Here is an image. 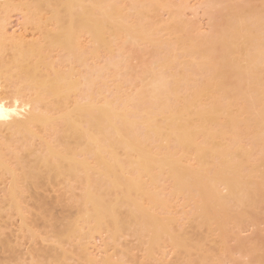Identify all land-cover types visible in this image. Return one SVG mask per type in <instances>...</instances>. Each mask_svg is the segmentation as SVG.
Segmentation results:
<instances>
[{"label":"bare ground","instance_id":"6f19581e","mask_svg":"<svg viewBox=\"0 0 264 264\" xmlns=\"http://www.w3.org/2000/svg\"><path fill=\"white\" fill-rule=\"evenodd\" d=\"M119 1L0 0V216L6 208L22 214V202L39 205L58 189L56 200L80 208L62 238L86 224L83 240L131 232L145 239L150 259L169 242L187 264H209L206 255L192 259L203 244L187 231L218 229L225 240L229 226L264 201V0H230L223 30L201 37L180 14L152 22L158 0H126V13ZM11 9L25 12V34L8 32ZM111 43L121 55L127 46L134 54L153 46L156 62L140 71L133 93L107 98L120 78L108 70L121 66ZM104 49L112 53L107 65L87 63ZM118 83L113 92L124 87ZM166 179L171 195L195 204L177 232L178 219L163 210L171 201L157 192ZM75 190L77 198L69 195ZM104 264H114L111 256ZM246 264H264V251Z\"/></svg>","mask_w":264,"mask_h":264},{"label":"rangeland","instance_id":"374dc122","mask_svg":"<svg viewBox=\"0 0 264 264\" xmlns=\"http://www.w3.org/2000/svg\"><path fill=\"white\" fill-rule=\"evenodd\" d=\"M120 1H119L120 3H123V7L125 8V11L124 10L123 11L126 13V11L129 10L128 6H130L128 5V3L131 0L129 2H127L126 0L125 1L120 0ZM142 1H144L145 4L146 0H139V2L137 0L139 4ZM158 1L160 5L159 6L156 5L157 16H153L152 22L154 23L168 22L172 18V14H180L181 17L183 18V21L185 20L190 24L188 28L189 33L192 34L193 36L197 35V37L208 36L220 30H223L225 25L223 21L224 18L222 19V17H220V14L224 13L223 11L231 2L234 1L233 3L236 2L235 4L238 3L237 5H241V6L245 5L244 3L247 4L248 2H250L249 0H233L231 2L230 0H158ZM125 2L127 3L124 4ZM14 4L19 5V2ZM139 4L137 5L138 7ZM120 6H122V4ZM133 9L134 12H136V8H131L130 12L131 10L133 12ZM129 17L130 16H128V18ZM132 17H130L131 19L128 20H132ZM133 18H136V16ZM6 21H7V30L10 34H14L15 32L16 33L19 32L20 34L26 33L23 29V27H25L23 25L27 24L25 20L24 11H21L20 9H11L6 14ZM27 29L26 31H29V34L27 32V36L29 37L31 35V31L33 30V26L28 25ZM163 34L161 35L162 37L164 35L167 37L166 34L164 35ZM83 39L86 47L90 48V44L87 42L88 36H85V38ZM112 40L114 41V38ZM115 41L117 42L116 39ZM113 45H111V47ZM144 46L146 45L143 46L140 45V47H144ZM117 47H121V46H119L118 44ZM117 47L115 44L114 48L116 51L112 52V53L115 52L113 54L114 55L113 59L115 60V63L117 62L118 67H119L118 64H121V66L118 69L115 68L116 66L112 69L110 68L111 70H108L109 74L108 73L107 74L112 76L111 75L112 73L117 72V75L120 78L117 77L116 74H113V76L117 77L116 80L119 78L120 82L122 81L124 83V87H121L118 91L116 90L113 92L114 85L119 84L118 83L119 80L118 82L117 81L115 82V79L110 78V76L109 77H107L108 75L104 76L105 74L104 72L103 77L112 79L115 82L113 84L111 80L110 84H108L109 81H106V83L108 82L107 84L109 90L106 93L107 98H111L113 96V93L115 94V92H119L120 90H123L122 88L128 89V91L130 90L132 91L134 87L133 86L134 83L135 85L137 84L136 87L134 88L138 89L137 86H139L140 82H138L139 80L137 77L141 74L140 71L144 67H146V65L151 67L150 65L152 61H153L152 65H154L156 62V61L154 62L156 56L148 52V50L154 52L152 50L153 46L151 48L150 45H147L145 48L148 47V49L145 50L146 52H144V54H142L141 51L139 52L138 51L139 49L136 50L135 52L137 53L138 51L137 54L140 53L139 55H137L136 53L135 55L133 53L134 49L133 51H131L130 46L129 47L127 46L126 50L124 51L125 53L127 52L128 53L123 55L124 54L123 52L121 55L120 52L122 50L119 52ZM164 52L161 53L164 54ZM112 53L107 52L104 49L100 51L99 56L87 55V60H88L87 63L91 66H93L96 63L99 64L100 66L101 64L102 66H105L108 64V62L106 61L111 59ZM140 55L141 56L143 55V57H141ZM127 56H129L128 58L129 60H124L127 59ZM110 61L112 62V60ZM118 61H120V63ZM124 61H126V63H128L129 65H127ZM175 63L177 64V62ZM173 66H174L173 71L176 70L179 71V68L182 66V64L179 67L177 65H173ZM177 67L178 69L175 70V68ZM183 67L184 65L182 66V68ZM189 69L187 68L186 70L189 71ZM142 71H144V69ZM197 78H198L197 80L200 79L199 77ZM106 85L105 88L107 87ZM126 91L127 90H123L120 93L124 94L125 92V94L127 93L126 95H129V93H133V91L132 92L131 91L126 92ZM105 92L103 91V95ZM135 92L136 91H134V93ZM245 143H247V141H245ZM190 158H194V157L190 156L189 159ZM191 160L192 163L195 162L194 159ZM188 161L190 162V160ZM166 180L164 181L162 180L163 182H161L162 184L161 186H159L160 188L158 187L159 188L158 191H157V186L155 187L156 190L155 189L154 190L157 192L160 191L159 193L160 195H163L161 196L163 199H169V201H171L170 202L171 205L167 207L168 209L166 210L165 208L163 210H165L167 216H169L168 213H170V216L174 215L175 217L173 218L174 219L176 218V220L178 219V221L173 225V229L176 231L177 227L178 229L180 228L179 217H182L181 219L185 220L184 222H188V219L191 218L189 210L192 209L191 210V214H192L194 210L193 208H195V204L194 201H186L183 195L182 196L171 195L169 189L170 184L169 181ZM165 186L167 187L164 188ZM3 187L4 185H1L0 190ZM153 188L154 187L151 188L152 191ZM79 193H80L79 190H75L73 193H70L69 195L73 196V198H77V196L80 195ZM45 195L47 196L48 199L39 205L35 204L32 201L22 202L20 204V209L22 214L19 213L17 214L16 212H14L9 208H6V210L8 211L5 210L1 214L0 264H104V259H106V257L108 256H111L114 264H187L185 255L178 256L177 250H175L174 252L175 248L169 242L165 244L166 247L163 250V252L157 253L154 258L151 259L148 258L146 252L147 244L143 242L145 241V239L142 240L131 232L124 233L117 241L110 240L106 230H103L100 233L93 234L92 238L89 237L86 240H83L85 239L86 236L84 235V238H82L83 237L82 234L89 232L90 226L86 224L84 226V224H82L84 226L83 227L81 224H79L84 229V232L82 234L77 232L76 235L71 238L68 239L62 238V236L60 235L61 232L67 229L68 226L73 225L74 223L79 221L78 219H79L80 208L76 203L71 204L67 200L65 202L63 200H59V201L56 200V197L61 195V191L58 189H50L48 190V193H45ZM185 201H186L185 204L187 205H184L183 202ZM156 209L157 212L158 211L160 212V210H162V209L158 210V208ZM246 217L247 216H245L244 218ZM182 226L183 224L181 225V228ZM192 227L193 226H191V228ZM229 227H230L229 235L225 236L226 237L225 240H222V236H221L222 232L221 230L218 231L216 227H214L216 229L215 231H213L214 229L211 230L212 232L207 231L208 234H213L212 236L211 235L207 236V232H205L206 228H204L203 226H199V228L196 227L198 228L197 230L203 228L202 230H200L201 233L197 231L195 227H193L191 231L188 230L187 231L188 235H190L189 237H191L193 243L197 244L198 242L202 241L199 244L201 245L203 244L202 248L199 247L202 249V251H200L201 249L197 251L195 250L193 251L194 253H192V259L195 260L197 263H199L200 261L199 259H201V257L204 258L205 257L204 255H206L207 261L209 260L210 262L209 264H246L252 260V257L254 259V256L257 253L263 252L264 251L263 250L264 249V238H263L264 201L261 200L259 202L258 207L255 209L254 212L251 213V216H248V219L246 221L242 223L234 222ZM203 233H205L206 235ZM214 233L216 234L214 235ZM242 242L244 244V247L240 246ZM250 254L252 255V257Z\"/></svg>","mask_w":264,"mask_h":264}]
</instances>
